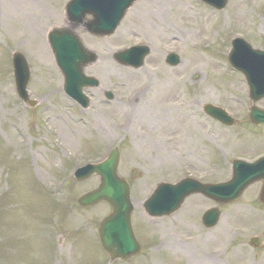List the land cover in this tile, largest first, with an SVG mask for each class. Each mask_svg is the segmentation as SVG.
Returning a JSON list of instances; mask_svg holds the SVG:
<instances>
[{
    "label": "rangeland",
    "instance_id": "1",
    "mask_svg": "<svg viewBox=\"0 0 264 264\" xmlns=\"http://www.w3.org/2000/svg\"><path fill=\"white\" fill-rule=\"evenodd\" d=\"M67 1L0 0V264H107L95 236L110 206L76 204L99 177L76 182L72 172L102 160L115 145L141 251L111 264H191L178 243L193 234L196 214L209 204L194 195L159 219L149 218L142 204L159 182L187 175L223 180L233 158L264 151V126L246 118L248 88L228 61L234 36L264 49V0H228L222 11L200 0H140L111 36L79 29L83 43L100 54L87 70L100 80L87 109L63 92L46 41L52 27L65 25ZM136 43L151 45L142 68L111 60V52ZM14 50L31 68L27 91L38 100L31 108L15 92ZM170 51L180 58L177 66L164 61ZM105 88L117 95L112 105L102 103ZM206 103L226 109L235 123L206 116ZM256 105L264 107V98ZM222 209L218 238L241 221L232 213L242 211V200ZM151 240L159 246L150 249Z\"/></svg>",
    "mask_w": 264,
    "mask_h": 264
},
{
    "label": "water",
    "instance_id": "2",
    "mask_svg": "<svg viewBox=\"0 0 264 264\" xmlns=\"http://www.w3.org/2000/svg\"><path fill=\"white\" fill-rule=\"evenodd\" d=\"M133 1L135 0H70L66 6V15L70 22L80 23L90 33L104 36L115 30L124 12ZM204 1L221 9L227 0ZM86 13H90L92 19L84 21ZM48 38L55 62L63 75L64 91L86 105V98L81 93L82 87L94 85L97 81L95 78L84 76L82 70L88 62L94 61L96 56L84 48L77 35L69 30L55 29ZM242 48L248 50L244 43H242ZM134 50H139V48H128L116 52L114 57L126 65L140 67L143 56L147 53L146 48L141 49L139 55L135 54L137 51L133 52ZM253 54L258 56V59H260L259 56L264 59V54L261 52ZM168 60L171 64L178 62L173 55H170ZM229 60L245 74L250 98L257 100L264 96V66L259 65L260 62L256 60L253 62L249 60L248 65L243 64L235 52L230 54ZM13 64L18 95L22 100L27 101L25 89L30 76L29 66L20 52L14 53ZM204 110L225 124L232 123V119L220 108L205 105ZM249 118L253 123L260 125L264 123V112L253 107ZM117 162L118 149L115 147L103 162L96 165L88 164L77 169L75 173L77 180H83L93 172L101 177L100 186L81 196L77 202L82 207L93 205L101 200L111 205L112 212L98 226L102 246L109 252L111 260L117 257L126 258L139 250L130 222L132 204L129 199V186L123 178L117 175ZM232 170L231 179L218 184H201L190 178L182 179L176 184L160 183L145 201V211L150 216L167 215L175 211L184 198L193 193H202L218 203L234 201L247 185L264 175V157L250 164L243 161L235 162ZM212 216L216 219L218 211L214 210Z\"/></svg>",
    "mask_w": 264,
    "mask_h": 264
},
{
    "label": "flooded vegetation",
    "instance_id": "3",
    "mask_svg": "<svg viewBox=\"0 0 264 264\" xmlns=\"http://www.w3.org/2000/svg\"><path fill=\"white\" fill-rule=\"evenodd\" d=\"M241 200L242 211L232 213L241 221L219 238L199 211L192 242H180L181 255L191 264H264V180L250 185Z\"/></svg>",
    "mask_w": 264,
    "mask_h": 264
},
{
    "label": "bare ground",
    "instance_id": "4",
    "mask_svg": "<svg viewBox=\"0 0 264 264\" xmlns=\"http://www.w3.org/2000/svg\"><path fill=\"white\" fill-rule=\"evenodd\" d=\"M189 14L191 13L189 10H188Z\"/></svg>",
    "mask_w": 264,
    "mask_h": 264
}]
</instances>
